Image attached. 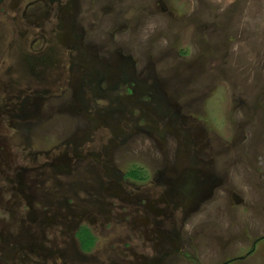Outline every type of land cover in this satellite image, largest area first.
<instances>
[{
	"label": "rangeland",
	"instance_id": "374dc122",
	"mask_svg": "<svg viewBox=\"0 0 264 264\" xmlns=\"http://www.w3.org/2000/svg\"><path fill=\"white\" fill-rule=\"evenodd\" d=\"M74 2L61 24L51 16L44 25L55 53L46 73L47 101L29 118L0 112V241L15 239L5 248L30 230L55 255L51 261L25 249L24 264H264V0ZM18 5L0 7L1 111L14 103L13 89H30L15 69L23 59L9 55L12 40L25 49L32 40L31 34L18 36ZM51 28L60 29L51 36ZM40 47L41 39L33 48ZM88 60L102 81L91 75L87 83L83 74L89 72L76 68ZM105 113L117 121V132L135 128L121 132L127 133L124 143L100 170L111 160L112 173H104L133 191L139 206L134 197L130 204L142 212L117 209L124 204L116 199L120 194L93 201L98 183L74 189L78 199L71 196L68 205L73 216L88 209L87 220H96L95 246L83 258L77 243L67 246L69 238L55 228L57 243L51 231L28 226L31 210L41 212L47 203L29 199L26 207L22 195L17 198L15 176L22 171L34 177L29 169L59 157L43 152L69 137L92 132L87 140L93 148L108 145L109 126L88 124ZM81 170L83 178L88 169ZM133 173L134 179L120 180ZM113 180L104 178V185ZM47 181L33 188L31 198L44 193ZM191 200L195 207L184 213ZM98 203L105 205L102 212H93Z\"/></svg>",
	"mask_w": 264,
	"mask_h": 264
},
{
	"label": "flooded vegetation",
	"instance_id": "af4514ba",
	"mask_svg": "<svg viewBox=\"0 0 264 264\" xmlns=\"http://www.w3.org/2000/svg\"><path fill=\"white\" fill-rule=\"evenodd\" d=\"M24 0H0V7L2 9L10 8L13 10V6L17 5V9L20 6V12L19 9L16 11L17 15V21L20 20L21 27L18 36H29L31 34L32 40L29 42L27 49L25 47H22V44L17 40H12L11 45L9 46V55L12 57H19L23 59L22 67L18 64H16L15 69L17 68L18 73L20 74L18 79L26 78L27 82L25 83V86H29V90H21L18 89L16 92L13 89L14 96H10L9 99H12L14 103H11L7 106V109L5 108L3 111L0 110V112L7 114L10 116V118H29L31 115L34 114V110L36 111L37 108L40 106H43L45 101H47L48 96V88L49 86L48 81L46 79V73L50 71L51 63L53 60V57L55 55L54 48H53V39H47L45 38L44 34L46 24H48L47 18L54 16V18L58 21V23L61 24V16L63 14H67L70 6H73L75 4L74 0H30L26 5L21 6ZM14 4V5H13ZM22 10V11H21ZM31 11V12H29ZM34 11H36V14L34 15ZM72 11V10H71ZM53 13V15H51ZM35 19L38 23V25L35 23ZM46 21V22H45ZM45 22V23H44ZM63 26V24H62ZM33 27V28H32ZM35 28L37 30H42V35H37L35 33ZM60 28L53 29L51 28V36H54L56 31ZM53 31V32H52ZM41 39L42 41V48L34 49V44H36V41H39ZM60 43V39H57ZM64 46V43H61ZM67 49V47L65 48ZM70 50V49H67ZM28 51V53H26ZM66 52V50H64ZM54 53V54H53ZM85 56V55H84ZM31 61V63L29 62ZM95 63V61H94ZM94 63L91 61L85 62L82 66H77L76 68H84L86 72H89V75L83 74V77L87 79V83L91 79V75L96 76L95 80L102 81L103 76L100 75L101 73L97 70ZM33 64V65H31ZM96 64V63H95ZM72 66L70 67V69ZM21 69H24L21 71ZM8 71V70H7ZM76 72V70H74ZM24 73L26 76H30L29 78L24 77ZM73 73V72H72ZM80 77L82 75L80 74ZM14 86H21L22 84L14 82ZM9 85V84H8ZM36 87L35 89H31V86ZM5 91L8 87L5 86ZM87 87L86 85L84 86ZM38 100L41 101L40 105H38ZM12 101V102H13ZM43 103V104H42ZM42 104V105H41ZM42 108V107H41ZM106 115L100 116V118H88V124L91 128H97L99 125H105L109 126L108 130L110 131V134L112 135L113 139L108 143V145H103L101 148H93L94 145L91 143L92 141H89L87 139L89 135H92V132H89L87 135H79V136H73L69 137L65 141H63L59 146L54 147L53 149H50L44 154L47 158L49 157V154L52 155L53 152H56V154H59V157H57L53 161L45 162L44 164L39 165L37 168L41 170V172H38L37 168L29 169V171L32 173H35L36 175H40V178L38 176L34 175V177L26 178V176L21 174H16V180H17V186L18 190L17 198H23L26 201V207H30L29 199L34 202L36 201H46V205L42 208L41 212H35L31 210L30 217L27 218V223L29 227H37L38 232L42 234V230L47 229L49 231L58 230V236L59 233L63 236H66V238H69V242H66L67 246H69L72 243H77L78 246V253L83 258L90 253L92 248L95 246L97 237L93 233V227L96 225V220H87V215L85 213L90 212L88 209H84L83 213L78 214L76 216H73L71 213V209L69 208V200L78 199L77 194L73 191L77 187L79 188H90V187H96V184H100L99 192L94 194V200L93 201H103L106 200V198L114 199L120 194V198H116L118 201L123 202L124 204L117 206V209L122 210V212H125V209L129 212V206H130V213H133L137 216L139 212H142L140 210H137L134 206L138 205L137 203V197L133 194L132 190H129V192H126V189L120 188V184H117V177H110L106 176L107 173L111 172V164L110 162L102 167V171L100 170L101 162L102 160L106 159V161L109 158V155H111V152L121 146L124 143V138L127 136L122 134L121 132L126 128V130H134L133 126L127 128H118L119 131L117 132V121L115 119L110 118V116L105 113ZM101 115V114H100ZM100 122V123H99ZM111 122V123H110ZM128 122V121H127ZM112 124V125H111ZM111 125V126H110ZM88 131V130H87ZM92 140V139H90ZM88 141V142H87ZM61 149V150H60ZM40 154V152H37ZM88 169V173H86L85 177H81L78 174L82 171L81 169ZM106 169V174L104 173V170ZM24 172H27L26 170H23ZM129 172V171H128ZM127 172V174H128ZM132 172V171H131ZM115 174V173H114ZM125 174L124 177H120V180L123 182L125 179H134V176H129ZM135 174V173H133ZM48 176V178H47ZM44 177V179H43ZM56 177V178H54ZM88 177V178H86ZM104 178H107L111 180L114 178L113 181H108L104 185ZM50 182L49 187H44L43 190L44 193H39L38 196L31 198L32 193L36 187V185L43 186V182L47 180ZM104 185V186H103ZM34 188V189H33ZM120 190V191H118ZM22 196H21V195ZM44 195V196H42ZM70 195V196H69ZM203 195L202 192L199 193L198 199L201 198ZM21 196V197H20ZM72 196V197H71ZM124 196V197H123ZM134 197L136 203H133L135 205H131V198ZM36 198V199H35ZM64 199H68L67 201H64ZM193 199V198H192ZM81 200V199H80ZM194 200H191L190 203L185 205L183 207V212L191 211L193 207H195L196 203H193ZM195 201H197L195 199ZM108 207H114L109 202L106 203ZM104 204L98 203L93 209V212L100 213V207L105 206ZM141 205V204H140ZM66 206V209L64 212H62V208ZM100 208V209H99ZM67 211V212H66ZM107 214V213H106ZM82 215V216H81ZM134 216V215H133ZM81 218H85L83 220L88 221V224H84L81 222ZM77 219L79 221H77ZM111 216L109 215L106 218V221L111 222ZM60 226H62L63 229H58ZM52 228V229H51ZM51 229V230H50ZM8 235L9 232L7 231ZM31 233L29 231H26V239L23 238V235H19L16 237L17 241L16 244H13L12 248H5V244L8 242H14L15 239H7L6 242L0 241V253L2 254V257L0 258V264H11L12 261H21L23 264L28 259L25 255V249L28 250V252L34 253L37 255V253L42 254L43 256L47 257V260H51L53 256L55 255V252H53L51 249L44 247L42 243H44L43 240L41 242L38 238L32 237ZM51 233L54 234V243H57L55 232L51 231ZM164 235V234H163ZM48 239V238H47ZM165 238L160 237L158 239V242H163ZM90 243V245L88 244ZM52 244V243H51ZM88 244V245H87ZM50 247V246H49ZM128 245L125 244V248H127ZM16 249V251H15ZM19 251V252H18ZM22 255V256H21ZM60 259L65 262L64 259ZM17 260V261H16ZM46 260V261H47ZM45 263V262H44ZM54 264L56 262L54 261Z\"/></svg>",
	"mask_w": 264,
	"mask_h": 264
},
{
	"label": "trees",
	"instance_id": "16d2710c",
	"mask_svg": "<svg viewBox=\"0 0 264 264\" xmlns=\"http://www.w3.org/2000/svg\"><path fill=\"white\" fill-rule=\"evenodd\" d=\"M132 176H134V177H135V174H134V175H132ZM88 244L90 245V243H88ZM88 244H87V245H88Z\"/></svg>",
	"mask_w": 264,
	"mask_h": 264
},
{
	"label": "bare ground",
	"instance_id": "6f19581e",
	"mask_svg": "<svg viewBox=\"0 0 264 264\" xmlns=\"http://www.w3.org/2000/svg\"><path fill=\"white\" fill-rule=\"evenodd\" d=\"M29 62L31 63V61L29 60ZM31 65H33V64H31Z\"/></svg>",
	"mask_w": 264,
	"mask_h": 264
}]
</instances>
